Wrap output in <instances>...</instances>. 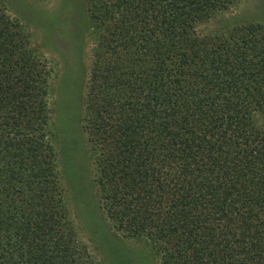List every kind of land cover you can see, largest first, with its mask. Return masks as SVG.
Masks as SVG:
<instances>
[{
    "label": "trees",
    "instance_id": "16d2710c",
    "mask_svg": "<svg viewBox=\"0 0 264 264\" xmlns=\"http://www.w3.org/2000/svg\"><path fill=\"white\" fill-rule=\"evenodd\" d=\"M5 1L0 264H95L60 185L75 158L60 161L53 144L55 67ZM236 1L82 0L80 17L63 22L74 58L88 29L95 38L81 123L101 225L158 264H264L262 14L252 6L255 19L198 31Z\"/></svg>",
    "mask_w": 264,
    "mask_h": 264
},
{
    "label": "rangeland",
    "instance_id": "374dc122",
    "mask_svg": "<svg viewBox=\"0 0 264 264\" xmlns=\"http://www.w3.org/2000/svg\"><path fill=\"white\" fill-rule=\"evenodd\" d=\"M82 0H11L4 8L7 14L21 23L30 34V44L48 59L55 67V76L51 84L49 101L51 118L54 125L55 140L53 144L60 161L74 157L72 172L61 170L60 185L70 213V219L82 242L87 245L95 264H117L120 260L132 259L137 264H158L151 256L149 248L142 242L122 238L115 230L106 229L104 216L97 209L96 188L91 173V159L81 123L82 98L85 92L86 73L92 59L95 38L86 34L85 41L79 46V57L71 36L64 26V19L80 17ZM67 5L71 12L61 14ZM258 6L264 22V0H237L227 11L207 20L198 31L203 36L216 33L221 28L231 27L248 18H257L251 7ZM71 7H75L76 16ZM55 17L51 20V17ZM64 58V59H63ZM68 60V62H65ZM79 59V60H78ZM81 63L79 72L73 71L76 63ZM83 71V75L81 72ZM85 73V76H84ZM60 153V154H59ZM84 210V211H83ZM106 224V223H104ZM114 248L116 251H114ZM112 252L116 254L113 256ZM150 252V253H149ZM118 258V259H117ZM127 258V259H126ZM144 258V259H143Z\"/></svg>",
    "mask_w": 264,
    "mask_h": 264
}]
</instances>
